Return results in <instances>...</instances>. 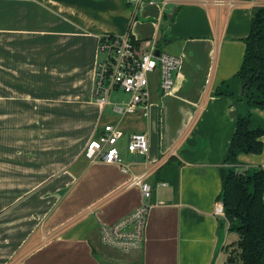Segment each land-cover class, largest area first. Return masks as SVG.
<instances>
[{
  "label": "crops",
  "instance_id": "obj_1",
  "mask_svg": "<svg viewBox=\"0 0 264 264\" xmlns=\"http://www.w3.org/2000/svg\"><path fill=\"white\" fill-rule=\"evenodd\" d=\"M163 1L0 0V264H219L227 252L230 230L214 212L221 168L238 113L264 122V107L216 90L240 93L234 76L264 0ZM128 31L140 48L156 41L181 65L172 92L154 74L148 102L105 114L108 104L94 96L100 39ZM108 123L125 131L118 147L129 172L84 154ZM136 130L148 133L147 154L128 148ZM250 155L239 154V168ZM144 172L148 198L130 183ZM145 201L144 247L105 249L116 248L101 241V223Z\"/></svg>",
  "mask_w": 264,
  "mask_h": 264
},
{
  "label": "built area",
  "instance_id": "obj_2",
  "mask_svg": "<svg viewBox=\"0 0 264 264\" xmlns=\"http://www.w3.org/2000/svg\"><path fill=\"white\" fill-rule=\"evenodd\" d=\"M169 0H164V4ZM131 32L124 34H104L99 44V59L95 68L94 96L103 105L113 104L117 114L132 112L138 105L148 102L150 75L159 74L160 89L164 93L172 92L176 73L181 65V57L161 50L156 54L157 42L142 49L138 46ZM102 55V57H101ZM121 90L129 97L126 101L113 102L112 92ZM148 115V110H145ZM125 131L118 124L108 123L98 135L87 143L85 156L91 160H101L107 163H118L124 172H129L130 165L125 163L118 147L119 140ZM128 148L132 152L147 154L150 149L149 136L146 131L132 132L128 140ZM147 173L133 174L130 183L141 186L143 196L151 197L152 183L146 179ZM152 204L143 202L123 218L101 223L100 239L107 246L123 252L142 249L145 245L146 226L149 210ZM214 212L225 218V208L222 200L215 202Z\"/></svg>",
  "mask_w": 264,
  "mask_h": 264
},
{
  "label": "trees",
  "instance_id": "obj_3",
  "mask_svg": "<svg viewBox=\"0 0 264 264\" xmlns=\"http://www.w3.org/2000/svg\"><path fill=\"white\" fill-rule=\"evenodd\" d=\"M246 49L241 68L234 79L244 86L238 90H216L217 95L230 94L250 107H264V5L253 8L251 28L245 38ZM264 122L250 109L238 113L236 128L225 158L227 166L221 168L225 224L238 233L237 239L225 246L234 264H264V164L252 171L239 168L242 152H264ZM228 264V263H227Z\"/></svg>",
  "mask_w": 264,
  "mask_h": 264
},
{
  "label": "rangeland",
  "instance_id": "obj_4",
  "mask_svg": "<svg viewBox=\"0 0 264 264\" xmlns=\"http://www.w3.org/2000/svg\"><path fill=\"white\" fill-rule=\"evenodd\" d=\"M101 57H102V55H101ZM154 74H155V76L158 74V72L156 71V72H154V73H152L151 75H150V78H151V80H154L155 79V77H154ZM158 80H159V74H158ZM159 82V81H158ZM159 88H160V85H159ZM122 95H128L126 92H124V91H122ZM111 97L113 98V94L111 95ZM113 99H115V98H113ZM112 100V99H111ZM244 101V100H243ZM248 103L247 102H244V106H246ZM263 108V107H262ZM105 111V114H107V113H109V112H115L114 110H113V104L111 103V104H108L107 105V107H106V109L104 110ZM255 112V111H254ZM255 116H258L259 117V115H258V113H256L255 114ZM244 153H246V154H251L250 155V157L252 158V160H254V162L252 163V160H248V161H244L243 160V163H245L244 165H246V168L247 169H249V170H253L254 168H256V167H258L260 164L259 163H262V161H263V163H264V152H262V153H254L253 151L252 152H244ZM123 158V157H122ZM124 160V159H123ZM225 166H227V165H229V163L227 162L226 164H224ZM237 237H238V233L237 232H235V231H233V230H230L229 232H228V234H226V241L227 242H231V241H233L234 239H237ZM105 249H107L108 251H110L111 253H114V254H120L121 253V251L120 250H118V249H112V248H106L105 247ZM228 257H227V252L224 250V253H223V255L221 254L220 255V258H219V264H225L224 263V259H227Z\"/></svg>",
  "mask_w": 264,
  "mask_h": 264
},
{
  "label": "water",
  "instance_id": "obj_5",
  "mask_svg": "<svg viewBox=\"0 0 264 264\" xmlns=\"http://www.w3.org/2000/svg\"><path fill=\"white\" fill-rule=\"evenodd\" d=\"M160 51H161L160 48H157L155 52H156V54H159ZM243 92H244V86H242L240 94H243ZM100 261H102L104 263H109V264H129V263H125V262L111 261V260H106V259H101ZM227 263L228 264H234L233 258L229 257Z\"/></svg>",
  "mask_w": 264,
  "mask_h": 264
}]
</instances>
